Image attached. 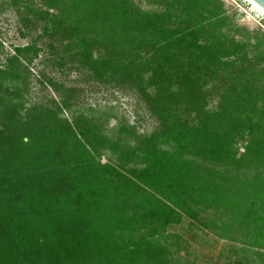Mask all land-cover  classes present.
Listing matches in <instances>:
<instances>
[{"label": "trees", "instance_id": "16d2710c", "mask_svg": "<svg viewBox=\"0 0 264 264\" xmlns=\"http://www.w3.org/2000/svg\"><path fill=\"white\" fill-rule=\"evenodd\" d=\"M144 1L10 0L42 28L0 42V264H177L184 220L264 264V31L223 0ZM41 36L52 64L133 90L160 129L106 134L110 115L32 103Z\"/></svg>", "mask_w": 264, "mask_h": 264}, {"label": "rangeland", "instance_id": "374dc122", "mask_svg": "<svg viewBox=\"0 0 264 264\" xmlns=\"http://www.w3.org/2000/svg\"><path fill=\"white\" fill-rule=\"evenodd\" d=\"M27 1L34 6H40V0ZM134 1L143 10L154 8L144 0ZM223 2L238 26H244L251 31H264V12L252 4L253 1ZM23 18L24 14H19L11 6L10 0H0V42L5 53L12 54L13 47L25 46L41 34V22L26 23ZM49 42L45 36L37 40L45 52L30 66L32 78L29 100L32 103L45 106L66 98L72 113L83 116L96 112V117H100L103 123L110 115L108 123H105L106 134L117 125L133 127L139 135H149L160 129L157 119L133 90L97 83L82 69L52 64L53 56L47 51ZM47 80L55 84L58 92L53 91ZM215 102L216 99H213L209 108H213ZM168 233L177 235L178 251L174 254L177 264H236L240 260V244L218 239L207 230L192 228L188 225V220L171 228ZM236 250L238 253H235Z\"/></svg>", "mask_w": 264, "mask_h": 264}, {"label": "water", "instance_id": "95a60500", "mask_svg": "<svg viewBox=\"0 0 264 264\" xmlns=\"http://www.w3.org/2000/svg\"><path fill=\"white\" fill-rule=\"evenodd\" d=\"M264 10V0H251Z\"/></svg>", "mask_w": 264, "mask_h": 264}, {"label": "bare ground", "instance_id": "6f19581e", "mask_svg": "<svg viewBox=\"0 0 264 264\" xmlns=\"http://www.w3.org/2000/svg\"><path fill=\"white\" fill-rule=\"evenodd\" d=\"M252 4H254L256 7H258L262 12H264V10L262 8H260L257 4H255L254 2H252Z\"/></svg>", "mask_w": 264, "mask_h": 264}]
</instances>
